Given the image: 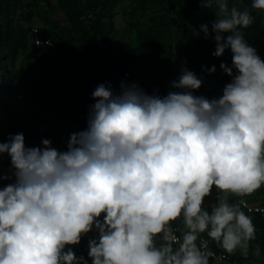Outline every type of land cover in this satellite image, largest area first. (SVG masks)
<instances>
[{"label": "clouds", "instance_id": "clouds-1", "mask_svg": "<svg viewBox=\"0 0 264 264\" xmlns=\"http://www.w3.org/2000/svg\"><path fill=\"white\" fill-rule=\"evenodd\" d=\"M215 4L214 57L225 50L231 78L219 98L194 95L202 80L187 68L166 96L149 95L137 84H110L92 92L87 128L70 135L67 150L27 147L23 133L0 142L12 176L0 173V264H88L71 247L83 236L91 264H209L211 251L200 234L227 252L247 255L255 226L239 203L264 185V60L240 29L254 17L229 0ZM264 11V0H252ZM199 31L209 38V25ZM209 74L215 73L212 66ZM215 206L205 207L213 190ZM182 219L180 238L170 225ZM159 241V242H158ZM178 244V247H174Z\"/></svg>", "mask_w": 264, "mask_h": 264}, {"label": "rangeland", "instance_id": "rangeland-1", "mask_svg": "<svg viewBox=\"0 0 264 264\" xmlns=\"http://www.w3.org/2000/svg\"><path fill=\"white\" fill-rule=\"evenodd\" d=\"M201 0H118L116 6L108 12L105 18L107 28L112 31L116 39L125 42L126 49L137 47L139 36L151 26L158 28L157 37L159 45L163 51L161 59L155 66L148 65V61L135 64L132 70L138 81L149 87V95L157 94L161 97L170 91H178L173 89L171 84L173 80H177L181 75L182 68L194 72L198 69L195 60V42L203 36L199 31L203 24L209 25L211 34V23L218 15V9L215 4L209 8L200 5ZM191 3V4H190ZM252 0H229L230 6H236L240 10L247 9L254 17L253 24L246 28L240 29L245 37L246 42L257 49L258 55L264 60V11L252 9ZM28 0H7L5 8V17L3 25L10 22L12 25H19L21 32H27L25 40L22 39L24 47L13 52L5 45L0 46V94L4 97H10L11 104L8 111L0 106V131H5L8 126L16 119L20 118L26 124L37 126L43 139H49L53 145L58 137L62 134L59 124L54 123L48 118L47 114L39 115L35 106V99L38 96L37 86L39 82L45 78L49 79L51 86L62 88L66 86L71 89L75 86L74 78L85 74L84 68L79 60V44H73L69 49H58L53 46L43 50L36 48L34 38L42 36L41 28L44 25L42 12L35 7L28 6ZM199 4V5H198ZM173 6V7H172ZM192 6H195L192 8ZM184 8V22L186 30L181 31V27L177 20V12ZM94 51L96 53L103 52L109 46L101 39H93ZM114 51L117 49L113 46ZM224 60L228 66L232 63V54L230 50H225ZM104 63L107 72L110 70V60L105 57ZM14 83L19 84V92H11ZM114 92L115 85L108 81ZM96 87H90L86 94L92 97V92ZM225 86L208 83L204 94L209 99L219 98L223 94ZM73 100H75L72 95ZM47 115V117H46ZM32 147V145H28ZM39 147H42V143ZM60 149V148H59ZM57 149V150H59ZM264 190V185L253 192ZM223 197L225 194L217 193L214 189L212 196L206 198L205 207L215 206L217 196ZM254 201L262 202L263 195H251ZM234 194H228L229 202L234 203ZM233 200V202H232ZM96 238L95 231L87 234ZM259 231L255 230V239L249 242L247 255H243L241 250L237 249L232 254L241 257L243 264H264V244H259L257 238ZM71 247L75 254L77 249ZM91 264L88 255L84 256Z\"/></svg>", "mask_w": 264, "mask_h": 264}, {"label": "trees", "instance_id": "trees-1", "mask_svg": "<svg viewBox=\"0 0 264 264\" xmlns=\"http://www.w3.org/2000/svg\"><path fill=\"white\" fill-rule=\"evenodd\" d=\"M28 3L29 7H35L42 12L44 21V25L41 28L42 37H49L52 40L53 47L69 49L73 44L80 45L79 60L84 68L85 74L74 78L75 86L71 89H67L66 86L62 88L53 87L50 85L49 79L45 78L37 86L38 96L35 99L38 114L40 116L47 114L48 118L54 121V123L59 124L60 129L63 131L52 147L56 149L60 148L59 151H66L70 135L87 128L90 106L96 102L86 94V91L90 87H97L99 84H105L110 81L115 85V93H119L121 91V84H125L124 72L129 70L136 79L138 86L145 92H148L149 87L138 81L132 67L143 61H148V65L150 66H155L161 62V59L158 58L162 57L163 51L159 45V38L157 37L158 28L153 26L148 28L145 31L147 36L140 33L137 47L128 50L125 48V42L116 39L112 31L107 28L105 22L108 12L116 6L118 0H28ZM199 4L203 5L201 1ZM6 6L7 0H0V46L5 45L8 41L9 44L6 47L15 52L24 47L22 39H26L27 32H21L18 24L9 25L10 22H6L3 25ZM194 7L192 6V8ZM185 13L186 10L184 8H181L177 12V20L182 32L186 30V24L183 19ZM94 38L101 39L109 47L103 52L96 53L93 45ZM114 45L117 47L115 51ZM195 47L194 56L198 64V69L194 73L202 80V86L200 89L194 91V95H203L207 84L210 82L221 85L222 87L230 83L231 78L220 69V64L222 62L225 63L224 55L221 57H214L212 55L216 47L214 38L209 37L205 39L204 36H201L195 42ZM45 48L47 47L42 46L39 49L44 51ZM105 57L111 63L109 72H107L105 67ZM212 66H215L216 71L215 73L209 74L208 70ZM12 92H19V84L14 83L12 85L10 94ZM72 95L75 100H73ZM10 104L11 99L9 95L8 97H4L0 94V106L8 111ZM17 133H23L27 147L29 144L32 147L40 146L43 134L39 133L37 126L26 124L20 118H16L5 131H0V142H7L10 135ZM10 169V157L4 154L0 158V173L12 176ZM13 181L14 177L11 180L0 181V184L5 186ZM249 194L263 195L264 190ZM240 197L235 196L234 203H239ZM243 197L253 203L264 205V199L262 202H257L251 196L244 195ZM246 215L251 218L255 230L259 231L257 242L264 244V221L258 214ZM173 223L182 230V219H177ZM86 236L82 237L79 246H75L80 256L88 255ZM207 238L211 246L215 248L222 247L208 236ZM230 254L240 264H243L241 257L232 253Z\"/></svg>", "mask_w": 264, "mask_h": 264}, {"label": "built area", "instance_id": "built-area-1", "mask_svg": "<svg viewBox=\"0 0 264 264\" xmlns=\"http://www.w3.org/2000/svg\"><path fill=\"white\" fill-rule=\"evenodd\" d=\"M34 43L36 48H41L42 46H46V47L53 46L52 40L49 37L43 38L42 36H36L34 38ZM124 80L126 85H131L133 83L138 85L136 79L129 70H126L124 72ZM0 187L3 186L0 184ZM241 200H243V204L241 205V208L245 212V214H249V215L258 214L264 221V205L253 203L243 196L240 197V201ZM170 232L174 237L180 238L182 236L183 231L179 229L178 226L174 225V223L172 222V224L170 225ZM90 239H92V237L86 236L87 242ZM196 243L202 250L211 251L213 253V256L209 258V264H240L239 261L233 255L226 252L225 249H223V247L215 248L211 246L206 236V233L200 234ZM75 246L77 247L79 246V244ZM174 247H178V244H174ZM76 256L79 257L80 254L77 253Z\"/></svg>", "mask_w": 264, "mask_h": 264}, {"label": "crops", "instance_id": "crops-1", "mask_svg": "<svg viewBox=\"0 0 264 264\" xmlns=\"http://www.w3.org/2000/svg\"><path fill=\"white\" fill-rule=\"evenodd\" d=\"M182 225H183V222H182ZM185 230V228H184V225L182 226V231H184Z\"/></svg>", "mask_w": 264, "mask_h": 264}]
</instances>
